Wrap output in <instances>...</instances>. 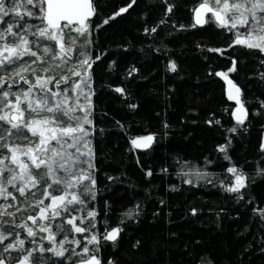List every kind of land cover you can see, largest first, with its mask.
I'll list each match as a JSON object with an SVG mask.
<instances>
[{
  "label": "trees",
  "instance_id": "trees-1",
  "mask_svg": "<svg viewBox=\"0 0 264 264\" xmlns=\"http://www.w3.org/2000/svg\"><path fill=\"white\" fill-rule=\"evenodd\" d=\"M203 1L209 0H92L93 11L86 21V51L95 63L88 70L91 124L85 127L89 132L87 159H91V177L96 181L95 199L82 195L87 201L83 208L76 205L71 213L55 219L49 210L48 218L39 221L37 201L44 197L39 188L51 183L46 169H32L39 181L34 193L27 181L21 184L17 180L16 187L9 185L10 174L4 172L0 182L11 193L7 199L0 196V233L8 237L0 244V253L6 264H17L27 255L20 248L4 252L6 245L17 239V233L25 241L24 249L37 248L29 264L55 259L51 253L38 250L41 244L51 246L41 240L46 233L39 232L42 224L55 234L57 246L65 236L68 241H80L79 246L64 245L68 249L65 264L78 263L80 257L73 255L72 249L81 252L85 246L101 264H264V172L260 171L264 170V54L235 44L237 34L212 18L202 27L195 26L192 12ZM121 8L127 11L116 16ZM30 22L40 25L39 20ZM21 34L27 36L29 49L41 59L25 55L13 64L0 65V77L5 81V91L15 81L11 91L19 93L22 100L29 85L21 76L36 83L33 74L20 73L22 68L31 66L37 75L58 80L61 76L69 78L73 70L69 67L83 59L78 53L85 38L78 37L75 46H68L73 49L72 61L68 59L65 64L59 58L53 60L59 52L54 42ZM7 42L19 41L7 37ZM45 47L50 49L48 53ZM96 56L100 59L95 60ZM172 63L175 71L171 70ZM49 66L51 70L44 72ZM233 67L236 70L229 71ZM217 72L226 75L217 76ZM226 79L240 89L239 99L246 111L243 124L235 119ZM48 88L57 90L54 82ZM116 88L123 91L116 92ZM9 99L15 102L16 96L12 94ZM20 107L26 110L27 103ZM25 115L32 118L27 111ZM9 127L0 122V135H6ZM232 128L236 131H229ZM149 135L153 136L149 147L132 144V140ZM15 136L18 140L31 138L26 128ZM3 155H7L6 149H0ZM5 163L15 167L10 161ZM229 167L246 177V187L238 193L225 190L230 181L234 182V175L227 172ZM197 173L202 175L198 178ZM21 186L25 187L23 196L18 190ZM62 187L53 185L52 194H61ZM43 200L49 204L48 199ZM129 209L136 213L131 219L123 215ZM88 211H95L97 216L89 218ZM30 215L36 217L35 224L28 220ZM71 216L77 218V226L95 223L92 233L99 244H87L85 237L90 239V232L75 233L67 224ZM105 222L108 230L118 225L122 228L113 242L103 238ZM17 225L33 228L36 235L28 237L26 228Z\"/></svg>",
  "mask_w": 264,
  "mask_h": 264
},
{
  "label": "snow or ice",
  "instance_id": "snow-or-ice-1",
  "mask_svg": "<svg viewBox=\"0 0 264 264\" xmlns=\"http://www.w3.org/2000/svg\"><path fill=\"white\" fill-rule=\"evenodd\" d=\"M131 5H129L130 7ZM172 10L171 6L168 7V11ZM93 11L90 0H0V65L13 64L19 58L30 55L41 58L37 55L36 51H31L28 47L29 40L27 36L21 33H28L30 35H38V37H46L50 41H54L60 49L55 55L53 60L59 58L65 64L68 59L71 58V47H66L69 42L75 46L77 38H85L80 45V52L78 57L83 59H77V63L80 66V70H70L73 76L79 77V82H73L75 92V103L70 104L69 100L72 99L67 94L69 89L65 86L62 91L61 83L64 85L69 83L67 76H61L59 80L55 76L41 77L36 74V69L29 66L32 74L35 76L36 83L32 84L30 80L21 76L24 84L29 85L26 91H23V100L19 93H12V83L8 84V90H2V85L5 83L3 77H0V122H3L10 127L6 130V135H0V149H6L7 155L0 156V176L4 172H8L9 178L7 183L16 187V181L19 180L21 184L26 181L30 182L32 186L39 183L37 178L33 175L32 169L41 170L46 169V175L51 179V183L44 188V199H50V203L45 205L44 200H38L39 205V218L44 220L48 218L46 213L51 210V218L55 219L61 216L62 213H71L76 205H80L83 208L87 201L82 199L81 196H91V199H95L96 181L91 177V169L93 165L91 159H83L87 155L82 151L79 145L87 146L89 132L86 129V125L91 124L89 119L88 103L81 104L80 100L83 98L85 101H90L91 76L88 70L93 68L94 60L88 55L86 48L88 41L86 37L89 29L86 27V21ZM127 11V8H121L119 12L115 13L119 16L121 13ZM197 23L201 22V15L204 13H211V16L215 17L217 23L221 27H227L231 21L230 31L237 28V24L241 27L248 25L249 31L245 38H241L237 33V38L234 41L237 45H245L248 49H258L260 53L264 54V0H236L235 3H230V0H215V7L209 6L208 3H201L195 10ZM231 12L232 15L226 19V15ZM259 14V15H258ZM25 17H28L26 20ZM7 18V19H5ZM111 19V17L109 18ZM39 20L40 25H34L30 21ZM109 22L108 19L104 21L105 24ZM7 23V27L4 24ZM35 28V32L30 30ZM147 31V29L145 30ZM152 32L156 31V28L151 29ZM77 34L76 37L72 36V33ZM7 37H15L18 39V43L9 44ZM49 48L45 47L44 52L48 53ZM210 51H213L210 49ZM100 57L96 56L95 60H99ZM35 63V61H33ZM236 64V61H233ZM56 67H60L59 64ZM171 70L175 71V64H170ZM51 66L43 69L44 72H49ZM235 67L229 69V71H235ZM217 76H225L226 74L217 72ZM55 83L56 91L48 88L49 83ZM230 89H234L236 95L230 90L228 93L229 100H235L238 105L237 112L240 115H236V120L239 124H243L246 112L241 105L238 94L240 89L231 81L228 80ZM34 89L38 91L34 92ZM116 92H122L123 89L116 88ZM14 94L16 96L15 102L9 99V96ZM22 102L27 103V109L20 107ZM264 106V102H262ZM135 107V105H132ZM77 110L83 113L82 116H72L70 113H74ZM32 116L31 119L26 118L25 112ZM235 115V113H234ZM63 117H68L69 121H75V126H63ZM218 124L219 121H216ZM167 127V125H165ZM21 128H26L31 134V138L25 137L28 140L26 145L14 143V139L19 137L14 136L13 130L18 132ZM229 131L235 132L236 129L232 128ZM68 139H71V143H68ZM153 141V136L140 137L132 140V144L137 147H149ZM55 142V144H53ZM67 144V148H65ZM75 148V153L69 152L67 149ZM262 151H264V145H261ZM220 151H224V146H220ZM26 157L27 161L21 159ZM225 159H228L225 156ZM10 161L11 167L5 162ZM30 162V163H29ZM87 165V168L84 165ZM17 169L19 171L17 172ZM264 172V170H260ZM228 173L234 175V182L230 181L226 186V191L232 193H238L241 189L246 187V177L243 173L239 172L235 167H229ZM151 175V172L148 173ZM202 174L197 173L199 178ZM91 181V183H86ZM190 183L191 181H186ZM53 185L63 186L61 194H52ZM20 195L25 194V187L18 188ZM11 193L7 192V189L3 182H0V196H7ZM241 199L243 197H240ZM15 199V197H13ZM14 216V213H4ZM135 213L134 209H129L123 215L129 219L133 218ZM97 216L95 211H88V217L94 219ZM261 216L264 218V210H261ZM77 218L71 216L67 220V224L72 225L75 233L90 232L96 228L95 223L89 224L88 227L77 226L74 221ZM28 220H32L35 224L36 217L28 216ZM84 223L83 219L80 221ZM123 223V220L120 221ZM17 227L26 228L27 236L34 237L36 232L27 225H17ZM62 230V228H61ZM104 240L115 241L119 236L122 228L118 226L112 227L108 230L107 222H105ZM40 233L48 232L47 240L51 244L50 247L45 248L43 244L39 245L38 250L41 253H51L55 259L46 261L45 264H65L64 257L68 249L64 246L66 243H74L79 246L80 241H68L67 236L64 240L59 241L57 246L56 236L50 231V227L40 225ZM17 239L8 243L4 248V252L9 250H15L17 248L27 252V255H22L17 261V264H29L30 257L37 251V248L24 249L25 241L20 239V234L17 233ZM8 239L7 236L0 233V244H3ZM45 237H41V240ZM87 244H99L97 235L92 233L91 238L85 237ZM35 244V241H33ZM73 255L79 256V264H101V260L85 246L81 252H76L72 249ZM0 264H6V260L3 258V254L0 253ZM112 264V261H109Z\"/></svg>",
  "mask_w": 264,
  "mask_h": 264
},
{
  "label": "rangeland",
  "instance_id": "rangeland-1",
  "mask_svg": "<svg viewBox=\"0 0 264 264\" xmlns=\"http://www.w3.org/2000/svg\"><path fill=\"white\" fill-rule=\"evenodd\" d=\"M206 2H211V4L215 7V0H209V1H206ZM236 2V0H230V3H235ZM240 2L241 3H243V0H240ZM232 15V13L231 12H229L227 15H226V19H228L230 16ZM259 15V14H258ZM262 27H264V23H262V25H261ZM228 28H230L231 27V21L229 22V25L227 26ZM236 34L237 33H239L240 34V37L241 38H245L247 35H245V33H247L248 34V31H249V26L248 25H245V26H243V27H241L239 24H237V28L236 29H232ZM75 33V32H74ZM261 34H264V33H261ZM73 35V34H72ZM236 38H237V36H236ZM44 39L47 41L48 39L46 38V37H44ZM48 41H50V40H48ZM50 42H54V41H50ZM55 43V42H54ZM71 43L69 42L68 44H66V46L68 47L69 45H70ZM56 47H58L57 45H56ZM59 51H60V49H59ZM47 56H49L48 54H46ZM70 56H71V54H70ZM49 61H50V59H48ZM70 61H72V57L70 58ZM47 63V61H45L43 64H42V62H40V66H37V68H39V67H41V66H43V65H45ZM62 63H63V61H62ZM70 69H73V70H80V66L78 65V64H76V63H73V65L72 66H70L69 67ZM69 69V70H70ZM20 73H22V74H25V75H27V76H31L32 75V72H31V70H30V68L29 67H24V68H22L21 69V71H20ZM63 73V72H62ZM69 83L67 84V85H61V87H62V89L65 87V86H67L68 87V89H69V92H68V96L69 97H71L72 99H70L69 100V103L70 104H74L75 103V92H73L72 91V89L74 88V83L73 82H79V77H76V76H73L72 74H69ZM41 77H44V74H42L41 75ZM56 78V77H55ZM57 79V78H56ZM59 80V79H58ZM62 91V90H61ZM241 102V101H240ZM80 103L81 104H84V103H88V101H85L83 98H81V100H80ZM241 105H243L242 104V102H241ZM236 106H237V104H236V102L234 101L233 102V111H234V109L236 108ZM244 107V106H243ZM76 113V114H75ZM70 115H72V116H82L83 115V113L82 112H80L79 110H77L76 112H74V113H70ZM235 119H236V116H235ZM63 126H65V127H68V126H75L74 125V123H75V121H69L68 120V117H66V119H63ZM239 124V123H238ZM13 132H14V136H15V133H16V131L15 130H13ZM27 136H28V134H26ZM88 139V138H87ZM263 140H264V135H263ZM14 142H18L19 144H21V145H26L27 143H28V140H25V139H23V140H18V139H14ZM72 141H71V139H68V143H71ZM53 144H55V142H53ZM88 144V143H87ZM79 147L81 148V150L82 151H84V152H88V150H87V147L88 146H84V145H79ZM65 148H67V144H65ZM69 152H72V153H75V151H76V149L75 148H71V149H67ZM21 159H24L25 161H26V158L25 157H21ZM83 159H87V155L85 156V157H83ZM84 167L85 168H87V165L85 164L84 165ZM41 173H43L42 171H40L39 172V174H41ZM45 177V176H44ZM50 181H51V179H50ZM52 182V181H51ZM86 182H88V181H86ZM29 187H33L30 191H31V193L33 192H36L37 191V189L35 188V186H32V185H28ZM40 190H39V192L41 193V195H43L44 196V186H42V187H40L39 188ZM40 195V194H39ZM32 196V198H34V196L33 195H31ZM35 199V198H34ZM42 199H44V197H42ZM41 199V200H42ZM49 201V203H50V199H48ZM45 203V202H44ZM45 205H47V203H45ZM39 221H43V220H39ZM38 227H40V225L38 226ZM49 235V233L48 232H46L45 234H44V236L43 237H45V239H43L42 241H47V242H49L48 240H47V236ZM34 246V245H33ZM28 249H30V248H28Z\"/></svg>",
  "mask_w": 264,
  "mask_h": 264
},
{
  "label": "water",
  "instance_id": "water-1",
  "mask_svg": "<svg viewBox=\"0 0 264 264\" xmlns=\"http://www.w3.org/2000/svg\"><path fill=\"white\" fill-rule=\"evenodd\" d=\"M90 2H91V4H92V0H90ZM201 3H207V2H201ZM201 3L197 4V5L194 7L193 12H192V20H193V24H194L195 26H197V27H202V26H204V25L206 24V18H207V15H211V13H204V14H202V15H201V22H200V23H197V20H196V12H195V10L200 6ZM208 4H209V3H208ZM209 6H211V5L209 4ZM212 17H213V16H212ZM213 20H214V22H215L217 25H219V24L217 23L215 17H213ZM219 26H220V25H219ZM233 83H234V82H233ZM234 84H235V83H234ZM235 85H236V84H235ZM236 86H237V85H236ZM237 87H238V86H237ZM238 88H239V87H238ZM225 89H226V94H227V96H228V93H229L230 90H232V91H233V94L236 95L235 90H234V89H230V86H229V84H228V80H226V83H225ZM238 96H239V94H238ZM237 108H238V105L236 106V108L234 109L233 112L235 113V115H240V113L236 111ZM245 112H246V111H245ZM263 143H264V140H263ZM140 148H143V147H140ZM112 242H113V241H112ZM76 264H79V262L76 263Z\"/></svg>",
  "mask_w": 264,
  "mask_h": 264
},
{
  "label": "flooded vegetation",
  "instance_id": "flooded-vegetation-1",
  "mask_svg": "<svg viewBox=\"0 0 264 264\" xmlns=\"http://www.w3.org/2000/svg\"><path fill=\"white\" fill-rule=\"evenodd\" d=\"M211 6H212V5H211ZM208 18H212V19H213V17H212L211 15H207L206 20H207ZM213 21H214V20H213Z\"/></svg>",
  "mask_w": 264,
  "mask_h": 264
}]
</instances>
